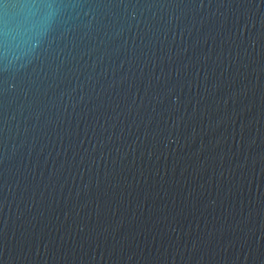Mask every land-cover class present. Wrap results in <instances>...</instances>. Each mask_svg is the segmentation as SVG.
I'll return each mask as SVG.
<instances>
[{
	"label": "water",
	"instance_id": "95a60500",
	"mask_svg": "<svg viewBox=\"0 0 264 264\" xmlns=\"http://www.w3.org/2000/svg\"><path fill=\"white\" fill-rule=\"evenodd\" d=\"M0 264H264V0H0Z\"/></svg>",
	"mask_w": 264,
	"mask_h": 264
}]
</instances>
